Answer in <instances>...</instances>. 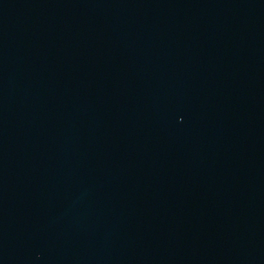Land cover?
Instances as JSON below:
<instances>
[{
    "label": "water",
    "instance_id": "obj_1",
    "mask_svg": "<svg viewBox=\"0 0 264 264\" xmlns=\"http://www.w3.org/2000/svg\"><path fill=\"white\" fill-rule=\"evenodd\" d=\"M0 264H264V0H0Z\"/></svg>",
    "mask_w": 264,
    "mask_h": 264
}]
</instances>
